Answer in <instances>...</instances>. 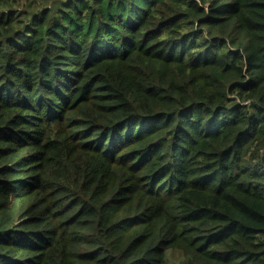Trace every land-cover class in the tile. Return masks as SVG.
Masks as SVG:
<instances>
[{
	"label": "trees",
	"instance_id": "trees-1",
	"mask_svg": "<svg viewBox=\"0 0 264 264\" xmlns=\"http://www.w3.org/2000/svg\"><path fill=\"white\" fill-rule=\"evenodd\" d=\"M263 151L264 0H0V264H264Z\"/></svg>",
	"mask_w": 264,
	"mask_h": 264
},
{
	"label": "rangeland",
	"instance_id": "rangeland-1",
	"mask_svg": "<svg viewBox=\"0 0 264 264\" xmlns=\"http://www.w3.org/2000/svg\"><path fill=\"white\" fill-rule=\"evenodd\" d=\"M172 255H176V257L178 258V260H176V263L175 264H179L180 263V260H181V256H179L178 254H167V264H174L170 258L172 257Z\"/></svg>",
	"mask_w": 264,
	"mask_h": 264
},
{
	"label": "water",
	"instance_id": "water-1",
	"mask_svg": "<svg viewBox=\"0 0 264 264\" xmlns=\"http://www.w3.org/2000/svg\"><path fill=\"white\" fill-rule=\"evenodd\" d=\"M261 161H262V164L264 165V151L262 152Z\"/></svg>",
	"mask_w": 264,
	"mask_h": 264
}]
</instances>
